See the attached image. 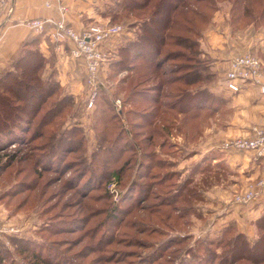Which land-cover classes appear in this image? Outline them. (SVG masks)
Masks as SVG:
<instances>
[{
	"label": "rangeland",
	"instance_id": "374dc122",
	"mask_svg": "<svg viewBox=\"0 0 264 264\" xmlns=\"http://www.w3.org/2000/svg\"><path fill=\"white\" fill-rule=\"evenodd\" d=\"M117 1L105 0V9L110 10ZM190 1L204 13L196 15L186 8L177 13L181 28L165 31L167 42L157 55L163 60L161 67L142 58L143 62L131 59L123 48L141 33L140 18L151 15L157 0L131 15L125 12L115 20L91 22L110 21L124 27L105 43L107 61L100 72L105 86L92 107L87 105L91 95L87 84L81 93H71L51 75V70L58 71L53 55L45 56L39 69L26 62L10 66L27 84H38V79L47 77L58 84L41 103L30 130L22 132V142L0 151L2 162L14 154L0 170L3 263L264 264L244 256L232 258L226 243L236 233L249 242L257 239V217L243 225L235 220L224 224L223 218L238 203L236 194L264 174L238 181L242 172L250 173L251 163L239 169L223 158L224 150L219 147L224 138L210 140L217 142L209 150L216 151L217 157L204 159L210 144L201 143L200 137L206 125L221 120L219 114L213 111L212 115L190 117L181 108L191 109L194 105L188 103L193 99L211 100L217 111L224 106V93H216L222 76L204 46L207 29L221 31L222 26H230L233 34L241 36L233 54L253 53L264 66L255 42L257 30L264 28V0L239 3L235 10L233 0ZM189 25L194 27L189 29ZM28 47L36 50L37 45ZM33 58L29 56L31 61ZM210 70L216 72L209 80L205 76ZM196 71L202 74L196 85L185 83ZM173 79L176 81L171 82ZM5 83L17 85L12 79ZM157 84L164 85L162 93L155 92ZM207 85L213 93L187 98L189 89L204 91ZM149 86L153 93L147 98L132 93ZM4 93L13 95L6 89ZM153 95L159 97L158 102L151 99ZM117 133L122 137L116 138ZM105 136L110 143L103 142ZM263 191L264 187L255 197ZM227 228L232 230L224 238Z\"/></svg>",
	"mask_w": 264,
	"mask_h": 264
},
{
	"label": "crops",
	"instance_id": "0c3cea01",
	"mask_svg": "<svg viewBox=\"0 0 264 264\" xmlns=\"http://www.w3.org/2000/svg\"><path fill=\"white\" fill-rule=\"evenodd\" d=\"M65 2L68 5L65 17L77 29L96 20L109 19L107 15L103 14L105 0H65ZM53 14H56V7L45 5L44 0H14L13 11L6 13L0 19V73L10 68L25 41L36 39V44L45 56L53 55L55 57L54 63L58 67L55 76L59 82L65 84V88L69 92L81 93L86 87L84 64L69 56L66 45L65 48L58 49L47 33H38L26 23V20L32 17ZM229 27L222 26L221 31L211 27L204 32L205 50L215 59L211 63L220 74L226 68L229 57L235 52L237 47L235 41H239V37H241L233 34L236 32L232 33ZM257 31H259V38H256L255 41L256 50L264 56V28L261 30L259 28ZM217 86L221 89L220 91L216 89L218 90L216 93H224V106L220 108L224 112L221 114L220 109L216 110L215 112H218L221 120L212 122L211 125L208 124L204 128L200 142L204 141V143L210 144V147L206 148V152L216 146L217 142L211 143L214 138L216 140L217 138L226 139L229 136L244 135L250 131L252 125L264 123V94L260 93L258 86L252 83L247 84L237 93L230 92L222 85ZM223 153V158L231 165L239 166V169L251 163L250 173L246 175L242 172L238 181H245L243 176L248 179L264 174V159L255 157L253 159L252 154L245 151H224ZM233 206V209H228L224 213V224L232 220H235L238 225L250 222L253 218L264 213V191L255 197L249 205L235 203Z\"/></svg>",
	"mask_w": 264,
	"mask_h": 264
},
{
	"label": "trees",
	"instance_id": "16d2710c",
	"mask_svg": "<svg viewBox=\"0 0 264 264\" xmlns=\"http://www.w3.org/2000/svg\"><path fill=\"white\" fill-rule=\"evenodd\" d=\"M150 1L151 0H118L116 6L112 7L111 8L112 10L110 9L111 11L105 9L103 14L107 15L111 20H115L118 17L124 16L125 12L131 15L134 12H139L144 10L145 8H148V4L150 3ZM194 1L201 2L204 0H194ZM246 1H250V0H233L232 1L233 9L235 10L236 6H238L239 3H242L243 6V3ZM154 5L155 6L153 8L151 15H148L147 17L144 18H140L139 26L141 28L140 31L141 33L138 34L137 38L130 39L129 44L124 46L123 48L127 50V51L125 50L124 52L125 53L127 52L126 54H128L127 56L129 58L131 59L134 58L139 62H143L140 60L142 58V60H146L145 62L155 63L157 67H161V63L159 65V62L163 63V60H161V57L158 58L157 55H160L163 48V44L167 42L166 41L167 36L165 31L167 29L169 30L173 28H177V29L181 28V26L178 27L179 21H178L177 13L179 14L180 13L182 14V12L184 13L183 9L185 8L188 9V11L195 13L196 15L197 14L199 15L203 11H201V9H198L195 4H192L190 0H157V2ZM181 6H184V8ZM244 12L248 14V9L246 7ZM261 14H264V7L261 10ZM184 18L187 21L193 22L192 17L189 15L185 14ZM137 21H139V19ZM192 27L194 26L189 25V29H191ZM28 45H37V48L36 50H34L33 48L28 47ZM192 45L194 44L193 43L189 44L188 47L191 48ZM31 55L34 56L33 58L34 61H31L29 59V56ZM45 59H46L45 55L38 47V44H36V39H31L24 42L12 64H14L15 67H18L20 66V64L26 62L31 64L32 67L34 66L35 69H39L42 65L40 64L41 61ZM134 66L130 68L132 69L131 71H133V68H135ZM23 72H24L23 74L26 75L27 71L25 70ZM215 72L216 71L214 70L213 71L210 70L208 71V73H206L207 75L204 76L205 78H208L210 80V75ZM50 73L51 75L55 76V72H53V70L50 71ZM201 77H202L201 71H196L195 73L192 74L190 79L186 80L185 83H187L190 86H195L197 81L201 79ZM6 79H12V81L17 85H13V87L8 86V84L5 83ZM40 79H38L37 82L38 84H34V83L27 84L26 81H22V77L15 74L14 71L10 70L9 68L3 71L2 73H0V151L4 148H7L8 145L13 142H19V143L22 142V140L20 139L21 134L22 132H25V129L30 130V127L28 126L34 120L36 113H38V110L41 107V103H43L48 96H51L57 90V84H58L57 81L59 82L57 78H56L57 84L55 83V81H51V80L48 81V79H50L48 77L45 80L42 78ZM174 81L176 80L173 79L171 82ZM21 86L24 87V89ZM154 88H156L155 92L162 93L164 90L163 89L164 85L157 84L155 85ZM207 88L208 87L204 88V91L202 88L198 89L197 87H194L193 89H189L187 98L194 97L195 93H210L211 90ZM4 89L9 90V92H11V94L13 95H8V96L5 95L6 93H4ZM100 90H103V88H100ZM100 90L98 93H100ZM132 93H139L147 98V96L153 92H152V88H150L149 86L141 89L136 88L134 91L132 90ZM100 96L98 95L97 97ZM34 97L40 99L41 102L40 103L37 101L35 102V99H33ZM151 99L158 102L159 97L153 95L151 96ZM13 100H16V102L13 103ZM188 104L194 106L191 109H188L185 106L181 108L183 109L184 115L188 114V116L190 115V117L195 116V114L199 115L200 113H203L204 115L207 116L208 114H211L213 113V111H216L218 109V107H216L217 105L215 106L212 105L211 100L208 103L207 100L201 102L200 99L199 100L193 99V103L189 101ZM171 108H174V106L173 107L171 106ZM122 110L123 107L121 109V112L124 113V110L123 111ZM204 110H206V112H204ZM116 116L118 117L117 114ZM121 132L127 133V131L123 128ZM119 134L122 133H117L116 138L122 137V135ZM126 135H128V133ZM103 139H105L103 140V142L106 141L107 143H110L109 141H107L108 139L106 136ZM216 154H217L216 151L212 150L204 154L203 157L204 159L210 160L216 158L217 157L215 156ZM13 157L14 154H12L11 158L13 159ZM1 158L2 155L0 154V170L7 167L9 165L10 160H12L10 158V160L2 162ZM255 222L259 227V235L258 238L255 239L253 242L247 241L245 237L241 238L243 237V235L239 233L234 234L231 237V239L227 240L226 243H228L229 245V249L231 252L230 254H232V258H238L244 256L247 259L251 258L253 262L264 261V213L261 214L259 217H257ZM231 230H232L231 228L230 229L227 228L224 230V238L229 232H231ZM210 242L213 243V241ZM226 258H228V256ZM2 259H3L2 255H0V264H5L2 262Z\"/></svg>",
	"mask_w": 264,
	"mask_h": 264
},
{
	"label": "built area",
	"instance_id": "2783aa9c",
	"mask_svg": "<svg viewBox=\"0 0 264 264\" xmlns=\"http://www.w3.org/2000/svg\"><path fill=\"white\" fill-rule=\"evenodd\" d=\"M44 2L49 7L55 6L56 14L32 17L27 19L26 23L38 33H47L58 49L67 46L69 56L84 64L85 81L91 93L87 105L92 107L99 89L105 86L100 74L102 65L107 61L105 43L123 31V24L98 21L77 29L65 17L68 10L65 0ZM13 9L14 0H0V19ZM221 76L220 84L230 92H240L247 84L252 83L264 94L263 62L253 53L232 54ZM219 148L230 152L247 151L256 159H264V123L252 125L245 135L223 140ZM263 187L264 176L259 177L255 183L250 182L245 190L238 192L235 201L247 203L254 199Z\"/></svg>",
	"mask_w": 264,
	"mask_h": 264
}]
</instances>
